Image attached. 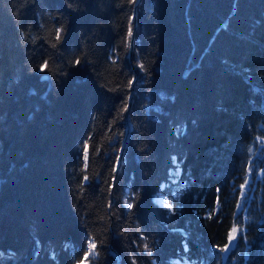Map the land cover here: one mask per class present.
Here are the masks:
<instances>
[{"label": "trees", "instance_id": "trees-1", "mask_svg": "<svg viewBox=\"0 0 264 264\" xmlns=\"http://www.w3.org/2000/svg\"><path fill=\"white\" fill-rule=\"evenodd\" d=\"M92 240L88 264H264V0H0V264Z\"/></svg>", "mask_w": 264, "mask_h": 264}, {"label": "snow or ice", "instance_id": "snow-or-ice-1", "mask_svg": "<svg viewBox=\"0 0 264 264\" xmlns=\"http://www.w3.org/2000/svg\"><path fill=\"white\" fill-rule=\"evenodd\" d=\"M132 3H136V0H132ZM62 32H63V29L62 28L57 30L56 39L58 41L62 38L61 37V33ZM129 35H131V32L129 33ZM77 63H79V61H77ZM47 67H48V64H47V62H45L44 66H43V68L41 70L44 71L45 69H47ZM85 180H87V177H85ZM128 206L130 208L132 207L131 204H129ZM165 206L168 207L170 211L173 210L171 204H167ZM240 231L241 230L239 228H237V227H234L233 228L232 232L230 233V237H229V241H228V245L229 246L237 239ZM89 245H90L89 255L90 256H95L97 254V252H96L97 245H96L95 241L94 240L89 241ZM145 250L148 251L149 253L151 252V249L146 248ZM227 250H228V246H226L225 248H222L221 249V251H227ZM134 264H135V262H134Z\"/></svg>", "mask_w": 264, "mask_h": 264}, {"label": "bare ground", "instance_id": "bare-ground-1", "mask_svg": "<svg viewBox=\"0 0 264 264\" xmlns=\"http://www.w3.org/2000/svg\"><path fill=\"white\" fill-rule=\"evenodd\" d=\"M131 54H132V57H134V53H133V51H131ZM134 65V64H133ZM134 67H135V69H136V65H134ZM45 76V75H44ZM43 76V77H44ZM129 110H130V108H129ZM131 111V110H130ZM130 111H129V114H130ZM130 131V127L127 129V135H126V137H125V139L123 140V142H122V145H121V148H120V151H121V149H122V147H124L125 145H124V141L126 140V138L128 137V139H129V136H128V134L130 135V133H129V131ZM128 139H127V142H128ZM127 142H126V144H127ZM124 145V146H123ZM127 146H128V144L126 145V148H127ZM126 148H125V150H126ZM124 153H125V151H124ZM124 155V154H123ZM125 156V155H124ZM119 157H120V152H119ZM119 157H118V159H119ZM124 159V158H123ZM118 161V160H117ZM117 169V168H116ZM118 172V171H117ZM162 187H164V184H162ZM161 196H163V197H166V196H164V195H161ZM155 199V198H154ZM157 201V199H155V202ZM89 252H90V249H89V251H88V253L84 256V261L86 260V259H88V257H90V255H89ZM83 261V262H84ZM83 262H80V264H82Z\"/></svg>", "mask_w": 264, "mask_h": 264}, {"label": "water", "instance_id": "water-1", "mask_svg": "<svg viewBox=\"0 0 264 264\" xmlns=\"http://www.w3.org/2000/svg\"><path fill=\"white\" fill-rule=\"evenodd\" d=\"M138 4V3H137ZM47 77V75H45L44 76V78H46ZM129 131V130H128ZM130 133V132H129ZM128 136H129V134H128ZM127 139H128V137L126 138V140L124 141V147H122V149H121V151H120V157H119V159H118V161L116 162V167H117V171L119 172L120 170H121V168H122V163H123V158H124V151H125V148H126V142H127ZM117 263H119V261L117 262Z\"/></svg>", "mask_w": 264, "mask_h": 264}, {"label": "rangeland", "instance_id": "rangeland-1", "mask_svg": "<svg viewBox=\"0 0 264 264\" xmlns=\"http://www.w3.org/2000/svg\"><path fill=\"white\" fill-rule=\"evenodd\" d=\"M166 199L164 198V199H162V201H165ZM237 227V226H236ZM235 242H236V240L229 246V245H227L228 246V250L235 244ZM227 250V251H228ZM227 251H225L226 253H227ZM85 263H83V264H88V262H86V261H84Z\"/></svg>", "mask_w": 264, "mask_h": 264}]
</instances>
